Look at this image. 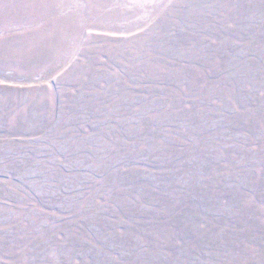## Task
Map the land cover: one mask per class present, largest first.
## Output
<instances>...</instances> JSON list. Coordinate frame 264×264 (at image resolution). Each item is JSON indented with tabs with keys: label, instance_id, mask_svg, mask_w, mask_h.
I'll list each match as a JSON object with an SVG mask.
<instances>
[{
	"label": "rangeland",
	"instance_id": "obj_1",
	"mask_svg": "<svg viewBox=\"0 0 264 264\" xmlns=\"http://www.w3.org/2000/svg\"><path fill=\"white\" fill-rule=\"evenodd\" d=\"M0 264H264V0H0Z\"/></svg>",
	"mask_w": 264,
	"mask_h": 264
}]
</instances>
